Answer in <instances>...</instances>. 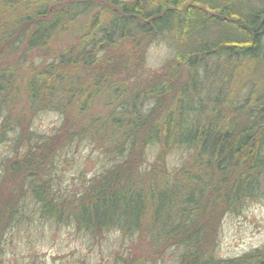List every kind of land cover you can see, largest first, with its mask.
Returning a JSON list of instances; mask_svg holds the SVG:
<instances>
[{"label": "trees", "instance_id": "trees-1", "mask_svg": "<svg viewBox=\"0 0 264 264\" xmlns=\"http://www.w3.org/2000/svg\"><path fill=\"white\" fill-rule=\"evenodd\" d=\"M3 2L0 145L21 135L0 175V264L28 204L93 240L119 232L131 247L117 264L163 261L171 250L182 251L178 264H264V248L216 254L225 216L264 198V0ZM67 32L76 42L53 48ZM160 40L173 57L143 81L146 49ZM16 54L41 62L25 72L8 65ZM51 108L74 135L30 130L32 115ZM75 137L107 144L113 159L78 191L57 177ZM180 150L188 158L171 171L167 157Z\"/></svg>", "mask_w": 264, "mask_h": 264}, {"label": "rangeland", "instance_id": "rangeland-1", "mask_svg": "<svg viewBox=\"0 0 264 264\" xmlns=\"http://www.w3.org/2000/svg\"><path fill=\"white\" fill-rule=\"evenodd\" d=\"M3 1L5 8L7 3H15L19 0ZM80 26L78 23L71 27L72 30H78ZM70 36L72 33L67 32L59 39L56 37V40L52 41L53 48L66 50L69 44L76 42V39L70 40ZM125 49L127 48L122 49L123 52L126 51ZM173 54L172 46L164 40L148 46L142 72L144 80L140 79V81L160 74ZM10 59L12 61L9 60L8 65L16 67L22 65L25 72H28L27 64L35 65L41 62L40 58L33 59L28 56L25 63L22 54L19 56L16 54ZM259 67L257 70H260ZM261 75V81L264 83V69ZM218 87L216 86L213 92ZM148 107L144 105V111H147ZM105 111L106 109H103L102 113ZM94 114L97 113H91ZM65 120V116L60 112L54 109L45 110L32 115L29 127L38 136H53L57 133L74 135V130L63 131ZM13 134L21 135L19 129L14 133L10 131L7 141L0 145V175L4 160L12 157L18 150L14 139H11ZM107 146L91 139L79 140L75 137L59 155L57 166L59 184L64 189L78 191L84 183L83 180L88 181L101 173L104 167L108 166L111 160L113 161L107 153L109 150ZM158 154L159 146L148 147L146 163L154 164ZM187 158L186 152L174 151L167 157V167L174 171L182 167ZM25 209L27 216L7 231L2 252L4 264H117L116 258L121 254H127L130 250L128 248L131 244L122 239V235L117 231L108 232L103 238L93 240L77 232L74 224H57L50 219H41L34 204H28ZM138 246V243L134 244V247ZM260 248H264V198L244 204L238 214L225 216L220 228L216 254L220 258L231 259ZM181 253L180 250H171L164 256L163 261L161 258L158 261L151 260V264H178Z\"/></svg>", "mask_w": 264, "mask_h": 264}]
</instances>
